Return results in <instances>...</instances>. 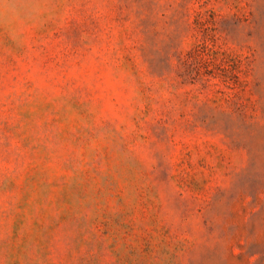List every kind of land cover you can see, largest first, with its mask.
Instances as JSON below:
<instances>
[{
    "label": "rangeland",
    "instance_id": "1",
    "mask_svg": "<svg viewBox=\"0 0 264 264\" xmlns=\"http://www.w3.org/2000/svg\"><path fill=\"white\" fill-rule=\"evenodd\" d=\"M0 264H264V0H0Z\"/></svg>",
    "mask_w": 264,
    "mask_h": 264
}]
</instances>
